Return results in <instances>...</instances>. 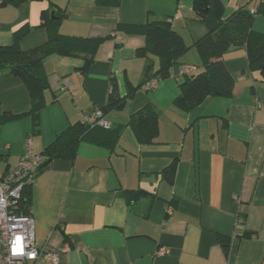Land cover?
Here are the masks:
<instances>
[{"label":"crops","instance_id":"1","mask_svg":"<svg viewBox=\"0 0 264 264\" xmlns=\"http://www.w3.org/2000/svg\"><path fill=\"white\" fill-rule=\"evenodd\" d=\"M2 1L0 46L11 45L24 25L32 30L22 50L47 41L40 28L47 0ZM218 1L224 18L264 3ZM50 2L64 10L62 35L106 40L85 73L80 58L44 59L48 88L39 130L31 134L30 115L0 126V174L17 167L26 138L34 153H43L68 126L103 108L112 86L123 99L128 85L136 88L144 80L149 61L152 71L158 69L155 57L138 54L144 38L119 26L166 21L188 50L155 90L138 89L119 110L104 114L110 127H119L153 105L159 113L156 144L140 146L123 128L113 153L82 143L73 162L54 160L34 180L28 215L40 255L57 253L55 264H264V82L250 71L244 48L222 59L234 82L231 97L206 98L185 112L173 104L185 79L179 72L202 69L192 45L206 33L195 20L193 0H121L119 8L98 7L94 0ZM252 29L264 35V15L254 17ZM29 108L22 82L0 76V116ZM172 162L170 185L162 171ZM221 238L229 241L227 250Z\"/></svg>","mask_w":264,"mask_h":264},{"label":"trees","instance_id":"2","mask_svg":"<svg viewBox=\"0 0 264 264\" xmlns=\"http://www.w3.org/2000/svg\"><path fill=\"white\" fill-rule=\"evenodd\" d=\"M47 1L48 9L42 11L40 17V28H43L47 34V41L44 44L22 50L20 43L32 30L28 25H24L13 33L11 45L0 46V76L20 80L30 99L27 113L20 115L4 113L0 116V126L30 115L32 135L39 130L38 117L44 107L43 93L48 88L47 76L43 70L44 59L52 55L80 58L83 61L81 71L85 73L93 64L99 46L106 40V38L86 39L62 35L60 24L65 15L64 10L54 6L50 0ZM18 3L14 1V4ZM94 3L102 8H119L121 0H94ZM250 10H254V13L251 14ZM250 10L239 8L229 17L224 18V7L218 0H193L192 12L195 20L203 24L206 29L205 35L192 45L200 55L202 69L195 74L185 76L184 81L179 84V94L173 102L176 108L190 112L200 106L206 98L231 97L234 82L222 59L234 48H244L250 71L257 74L264 82V35L252 29L254 17L264 15V3L258 1ZM119 28L128 34L140 35L144 38L145 45L138 50V54L145 58L155 57L158 61V69L152 71L149 61L144 80L136 88L128 85L127 95L123 99L118 97L116 87L112 86L107 104L97 109L102 113L103 118L106 112L112 109L119 110L125 99L131 98L138 89L142 88L150 92L151 90H146L150 80L159 82L168 79L172 67L179 63L182 55L188 50L166 21L148 22L144 25H122ZM158 117V110L153 105L147 104L133 113L124 126H109L105 129L91 119L88 122L82 121L68 126L40 154L44 162L34 175L32 183L22 189L17 203V213L28 215L31 185L51 162L54 160L73 162L82 143L113 153L119 145L123 128L132 131L140 146L154 145L158 138ZM174 171V162L162 171L163 178L170 185L173 182ZM220 243L227 250L229 241L221 238Z\"/></svg>","mask_w":264,"mask_h":264},{"label":"built area","instance_id":"3","mask_svg":"<svg viewBox=\"0 0 264 264\" xmlns=\"http://www.w3.org/2000/svg\"><path fill=\"white\" fill-rule=\"evenodd\" d=\"M2 2V0H0ZM253 14L254 10H250ZM194 67H184L179 75L190 76L195 72ZM158 81L150 80L146 90H155ZM91 117H85L83 122L95 120L99 127L108 129L109 123L105 121L100 111L95 110ZM40 154L34 153L31 137L26 138L24 153L18 166L5 175L0 174V264H44L57 263V253H47L45 257L40 255L35 242L34 222L30 215L17 213V203L21 197L24 186L32 183L33 177L43 164ZM242 223L237 220V225ZM67 251L63 249L62 252ZM158 254H165L161 249Z\"/></svg>","mask_w":264,"mask_h":264}]
</instances>
